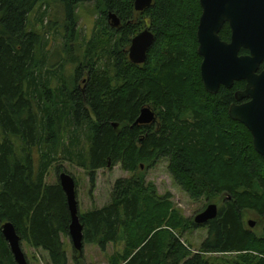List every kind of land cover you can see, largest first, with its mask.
Wrapping results in <instances>:
<instances>
[{"label": "trees", "instance_id": "16d2710c", "mask_svg": "<svg viewBox=\"0 0 264 264\" xmlns=\"http://www.w3.org/2000/svg\"><path fill=\"white\" fill-rule=\"evenodd\" d=\"M51 1L61 4L71 34L77 7L92 1L121 25L104 32L86 55L53 64L31 18ZM201 13L199 0H153L142 13L134 11L133 0H0V224L11 223L48 264H68L66 199L59 183L45 182L57 160L86 170L91 187L101 169L120 164L132 174L115 182L109 204L79 215L84 244L102 252L123 244L109 264H207L205 255L228 254L236 257L225 264H264V160L247 129L227 114L245 83L206 93L196 38ZM146 16L154 43L137 66L126 50ZM220 37L228 41L227 27ZM62 62L75 67L69 78L61 75ZM83 71L89 78L81 90ZM145 107L157 122L130 128ZM162 159L191 201L218 205L214 220L195 226L169 195L159 197L145 184L141 166ZM248 213L262 225L260 235L244 224ZM199 228H206L207 238L193 253L174 231ZM79 254L73 251V264H83ZM0 264H15L1 231Z\"/></svg>", "mask_w": 264, "mask_h": 264}, {"label": "water", "instance_id": "95a60500", "mask_svg": "<svg viewBox=\"0 0 264 264\" xmlns=\"http://www.w3.org/2000/svg\"><path fill=\"white\" fill-rule=\"evenodd\" d=\"M153 0H133V9L142 13ZM201 16L196 32L197 53L201 58L200 77L209 95H216L221 87L231 89L237 82H245L243 91L234 94L235 103L228 108V117L243 125L252 137L254 151L264 160V0H199ZM111 27L117 29L121 22L112 12L107 14ZM228 23L230 42H222L219 32ZM154 43V35L148 30L131 39L127 57L133 65H143ZM240 50L248 52L239 56ZM246 101V102H244ZM244 102V103H243ZM155 113L148 107L140 110L130 128L154 125ZM117 127L113 124V128ZM110 163H108V166ZM59 185L66 199L70 215L68 236L75 252L84 247L83 227L80 223L76 199V185L66 173L59 175ZM218 208L209 204L193 219L195 226H205L217 217ZM252 229L254 222L249 221ZM1 235L7 243L15 264H28L20 246V239L9 222L1 226Z\"/></svg>", "mask_w": 264, "mask_h": 264}, {"label": "rangeland", "instance_id": "374dc122", "mask_svg": "<svg viewBox=\"0 0 264 264\" xmlns=\"http://www.w3.org/2000/svg\"><path fill=\"white\" fill-rule=\"evenodd\" d=\"M103 10L105 9L100 7L96 1L79 5L75 11L77 21L73 31L74 34H71V31H66L65 29V15L61 4L51 1L47 6L43 5L37 9L31 17L32 22L34 23L35 30L43 35L44 41H47V51L48 54L53 57V64L59 61L61 62L63 59L67 60V58L74 56L73 54L82 55L85 53L86 55L90 45H95L98 38L102 37L104 32L109 34L110 30H113L107 23V14L109 11H104V13ZM43 12L46 13L45 16L42 15ZM103 13L105 14L103 15L104 17L102 16ZM141 22H143V24L139 33L146 29L150 31L151 26L148 17H143ZM129 46L130 44L128 45L127 50ZM68 49L71 51V54H69L70 56L68 55ZM62 63L65 66L62 70L63 74L61 75H63L64 78H69L70 74L72 76L75 67L69 65L68 62ZM104 64L105 62L103 61L100 68L103 69ZM88 78L89 74L87 71H83L78 83L79 89H85ZM115 130H119L118 125ZM138 137H141V141L143 140V136L140 135ZM85 144V141H83L81 147L85 146ZM34 159L37 165L38 157L36 152H34ZM141 172L144 175L143 178L145 184L155 188L159 197H166L169 195L170 202L186 220L193 222L194 217L209 205L204 199H201L198 202H193L188 198L168 174L167 161L164 159L158 160L152 166H141ZM61 173L68 174L75 181L79 215H83L95 209H100L109 204L115 182L119 179H129L132 177V174L123 171L121 165L117 164L111 168L98 170L96 172L95 185L91 187L88 172L86 170L78 167L76 164L57 160L47 172L45 178L46 184L53 185L59 183L58 178ZM249 221H252L255 224L252 229L248 227L247 223ZM243 222L250 230L256 232L257 235L261 234L262 225L259 224L253 214H246L243 217ZM3 224L4 223L0 224V231ZM174 233H176L177 238L184 246L191 248L193 253L198 251L202 242L207 238L206 228L186 230L184 233L174 231ZM62 242L65 246L64 249L68 264H73L74 250L69 237L62 238ZM20 246L28 264H48V259L45 253L34 250L25 242H21ZM123 248V244H109L105 251L102 252L99 247L94 244H84L83 250L79 254L82 257L80 262L83 264H109L110 258L114 254L123 251ZM235 257L236 256L233 254L205 255L203 256V259L207 264H225L234 261Z\"/></svg>", "mask_w": 264, "mask_h": 264}, {"label": "flooded vegetation", "instance_id": "af4514ba", "mask_svg": "<svg viewBox=\"0 0 264 264\" xmlns=\"http://www.w3.org/2000/svg\"><path fill=\"white\" fill-rule=\"evenodd\" d=\"M107 23H108V25H109V27L111 28V29H113V30H117V29H114V28H112L111 27V25H110V23L107 21ZM224 27H227V29L229 30V39H228V41H223L222 39H221V37H220V35H221V32H222V30L224 29ZM231 28H230V26H229V24L228 23H225L223 26H222V28H221V30H220V32H219V38H220V40L222 41V42H226V43H229L230 42V38H231ZM246 55H248V52L247 51H245V50H240V52H239V56H246ZM264 62V61H263ZM263 64V63H262ZM261 64V65H262ZM261 67V66H260ZM259 71H260V69H259ZM245 83V82H244ZM234 86V85H233ZM244 102H246V101H244ZM243 102V103H244ZM235 103V102H234ZM148 126H151V125H148ZM148 126H140V127H148Z\"/></svg>", "mask_w": 264, "mask_h": 264}]
</instances>
